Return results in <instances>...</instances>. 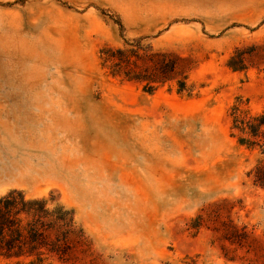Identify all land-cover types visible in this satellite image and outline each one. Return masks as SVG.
I'll list each match as a JSON object with an SVG mask.
<instances>
[{"label":"rangeland","instance_id":"obj_1","mask_svg":"<svg viewBox=\"0 0 264 264\" xmlns=\"http://www.w3.org/2000/svg\"><path fill=\"white\" fill-rule=\"evenodd\" d=\"M237 102L264 107V0H0V197L72 217L0 264H264Z\"/></svg>","mask_w":264,"mask_h":264},{"label":"trees","instance_id":"obj_2","mask_svg":"<svg viewBox=\"0 0 264 264\" xmlns=\"http://www.w3.org/2000/svg\"><path fill=\"white\" fill-rule=\"evenodd\" d=\"M231 115L232 127L240 133L238 142L247 146L258 145L264 151V107L259 112L250 113L237 102L231 106ZM71 219L70 211L61 205L50 209L43 198H26L22 191L11 190L0 197V254L13 255L16 241H21L25 234L28 249H34L41 234L38 227L49 228L55 223L68 226ZM14 255L18 254L14 252Z\"/></svg>","mask_w":264,"mask_h":264}]
</instances>
